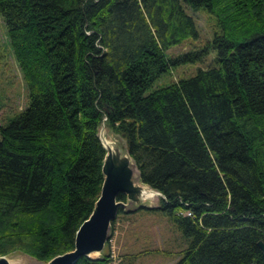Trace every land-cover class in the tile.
Listing matches in <instances>:
<instances>
[{
  "label": "trees",
  "instance_id": "trees-1",
  "mask_svg": "<svg viewBox=\"0 0 264 264\" xmlns=\"http://www.w3.org/2000/svg\"><path fill=\"white\" fill-rule=\"evenodd\" d=\"M186 7L217 30L167 57L198 37ZM0 15L29 98L0 124V256L45 263L74 248L104 178L103 125L161 193L118 215L165 219L185 243L172 264H264V0H0ZM210 48L207 68L153 86ZM110 239L74 264H114ZM145 249L118 264L159 253Z\"/></svg>",
  "mask_w": 264,
  "mask_h": 264
},
{
  "label": "rangeland",
  "instance_id": "rangeland-1",
  "mask_svg": "<svg viewBox=\"0 0 264 264\" xmlns=\"http://www.w3.org/2000/svg\"><path fill=\"white\" fill-rule=\"evenodd\" d=\"M186 12L194 18L198 37H189L183 42L171 46L165 51L167 57L196 51L210 42L214 31L217 30L215 17L205 9L192 10L186 7ZM215 50L210 48L202 61L187 62L180 64L177 68L157 79L154 87L168 84L180 78L192 76L197 69L207 68L213 63ZM28 91L22 78L20 69L15 61L10 44L6 37V28L0 15V124L18 115L28 105ZM106 136L120 145L125 151L124 142L117 136L108 132L103 127ZM135 179L137 173H134ZM137 182V180H135ZM138 183V182H137ZM158 198L142 200L146 206L158 205ZM136 204H127L125 211L132 210ZM126 217L117 214L114 229L109 232V249L112 253L113 263L118 264L119 258L129 253L140 252L145 248H157L159 253H140L134 264H172L178 257V252L185 245L180 233L163 218L147 213H127ZM109 239V238H108ZM108 250L107 245L100 254H92V257L100 256ZM146 250V249H145ZM13 264H42L41 261L22 253L12 252L6 255ZM125 261V258H122Z\"/></svg>",
  "mask_w": 264,
  "mask_h": 264
},
{
  "label": "water",
  "instance_id": "water-1",
  "mask_svg": "<svg viewBox=\"0 0 264 264\" xmlns=\"http://www.w3.org/2000/svg\"><path fill=\"white\" fill-rule=\"evenodd\" d=\"M102 132L103 125L99 131V138L106 150L102 163L104 178L94 208L89 217L76 230L74 248L57 254L42 264H74L82 256L92 257V253L100 254L109 238L111 222L115 220L119 209L124 210L127 204H136L135 208L146 206L142 203L143 188L135 181L139 178L137 175L135 179L134 173L137 171L131 157L126 150L120 152L114 146V151H112L113 148L107 147L102 141ZM146 186L156 192L157 196H161L159 191ZM119 193L126 196V201L117 199ZM257 245L264 253V241H257ZM0 264L11 263L5 255H2ZM250 264L257 263L251 262Z\"/></svg>",
  "mask_w": 264,
  "mask_h": 264
},
{
  "label": "bare ground",
  "instance_id": "bare-ground-1",
  "mask_svg": "<svg viewBox=\"0 0 264 264\" xmlns=\"http://www.w3.org/2000/svg\"><path fill=\"white\" fill-rule=\"evenodd\" d=\"M102 141L107 147L109 146V147H111V149L113 148L112 151H114V146H115V148H117L120 152H123V150L120 147V145L118 143H116L115 141L111 140L110 138H108L104 131L102 132ZM137 182L143 188L142 200H151V199H153V198H155L157 196L156 192H154L153 190L149 189L146 185L141 183L140 180H137ZM92 254H95V253H92ZM7 259L9 260V262L11 264H13L9 257H7Z\"/></svg>",
  "mask_w": 264,
  "mask_h": 264
}]
</instances>
